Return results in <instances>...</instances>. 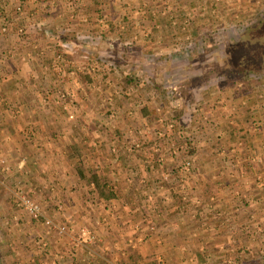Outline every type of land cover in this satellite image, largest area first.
Wrapping results in <instances>:
<instances>
[{"label": "rangeland", "instance_id": "374dc122", "mask_svg": "<svg viewBox=\"0 0 264 264\" xmlns=\"http://www.w3.org/2000/svg\"><path fill=\"white\" fill-rule=\"evenodd\" d=\"M262 12L0 0V139L27 148L0 152V264H264V147L242 137L264 140V71L236 77L224 49Z\"/></svg>", "mask_w": 264, "mask_h": 264}, {"label": "trees", "instance_id": "16d2710c", "mask_svg": "<svg viewBox=\"0 0 264 264\" xmlns=\"http://www.w3.org/2000/svg\"><path fill=\"white\" fill-rule=\"evenodd\" d=\"M248 29V28H247ZM264 12L260 14L254 25L244 32L240 38L226 42L224 49L232 58V62L237 63L238 67L233 70L237 77H247L256 71H264ZM124 54V53H123ZM122 54V55H123ZM122 57H126L123 55ZM69 58V56H68ZM125 61V60H124ZM90 78L88 77V80ZM247 138L248 136H244ZM247 139H250L249 137ZM174 171V170H172ZM173 173H177L176 171ZM173 175V174H171ZM99 197L105 199L115 198V192L103 181L100 176L93 175L91 181Z\"/></svg>", "mask_w": 264, "mask_h": 264}, {"label": "crops", "instance_id": "0c3cea01", "mask_svg": "<svg viewBox=\"0 0 264 264\" xmlns=\"http://www.w3.org/2000/svg\"><path fill=\"white\" fill-rule=\"evenodd\" d=\"M3 54H7V52H6V49H4L3 51ZM20 64H18V66H19ZM21 67H23V65H21ZM4 70H5V68H4ZM14 70H16L14 67H13V70L11 71V72H13ZM22 70V69H21ZM2 70H0V72H1ZM4 72V71H3ZM15 72V71H14ZM5 74V73H4ZM1 75H2V73H1ZM3 78L4 77H2V79H0V83H1V81L3 80ZM3 83V82H2ZM1 86L2 85H0V88H1ZM21 115V114H20ZM19 115V116H20ZM6 116V114L5 113H2V110L0 109V119H3L4 117ZM9 116V115H8ZM8 116H7V118H8ZM18 116V117H19ZM36 117H41L42 115H41V113L40 112H38L36 115H35ZM14 128L16 129V130H14V132H12L11 134L12 135H9V136H12V140L13 141H9L8 143H2L1 144V142H2V140L3 139H0V152H2L1 151V148H2V150L3 149H8V152L9 153H13V154H16L21 148L23 149V150H27V148L24 146V143L26 142L23 138V135H22V133H21V131H20V127L19 128H17V127H15L14 126ZM34 132H33V134L34 133H36V135H38L41 131L39 130V128L37 127V126H35L34 125ZM229 130V129H228ZM245 134V131L243 132V135ZM259 134V133H258ZM242 135V137L245 139L244 140V145H246L247 146V148L249 147V149H250V146H251V148L253 147L254 149H253V151H255V152H257L258 150L259 151H262L264 148V140H263V137H262V135H260V140L262 141L261 143H259V144H257L256 145V143H252L251 144V141H254V138L252 139V137H251V139H247V138H245L244 136ZM228 136H232L231 135V133H229L228 134ZM248 137H249V135H248ZM242 141H243V139H242ZM251 144V145H250ZM255 147H257V149L255 148ZM229 148V147H228ZM263 148V149H262ZM252 151V152H253ZM3 153V152H2ZM43 153V152H42ZM4 155H7L6 153H3ZM33 155V154H32ZM31 155V156H32ZM33 157H37L38 159L39 158H41L40 157V152L39 153H34V155H33ZM13 160V159H12ZM13 161H15V160H13ZM50 161V160H49ZM12 163H14V162H12ZM35 164V163H34ZM49 164H50V167H52V165H51V162L50 163H48V166H49ZM29 166V167H28ZM27 167L30 169V171H31V174H32V169H35V168H33V166H32V163L30 164L29 163V165H28ZM12 167H14L13 165H12ZM53 168V167H52ZM14 170H12V171H10V174H11V176L13 175L14 176ZM3 174V173H2ZM4 175V174H3ZM77 176H79V177H83V175H81V174H78ZM97 195H98V193H97ZM99 196V195H98ZM99 198H101V197H99ZM101 199H103V198H101ZM105 199V198H104ZM112 199V198H111ZM72 247V246H71ZM68 251H70V245H68V246H66L65 247ZM74 249V248H73Z\"/></svg>", "mask_w": 264, "mask_h": 264}, {"label": "built area", "instance_id": "2783aa9c", "mask_svg": "<svg viewBox=\"0 0 264 264\" xmlns=\"http://www.w3.org/2000/svg\"><path fill=\"white\" fill-rule=\"evenodd\" d=\"M19 206H23L25 210L35 219L39 220L41 217L45 218L44 223L48 226V228H51L52 222L47 216L43 215V212L35 201L31 200L29 197H25L24 195L19 196ZM66 230V226L59 225L58 231L60 233L64 232ZM90 237V236H89Z\"/></svg>", "mask_w": 264, "mask_h": 264}]
</instances>
